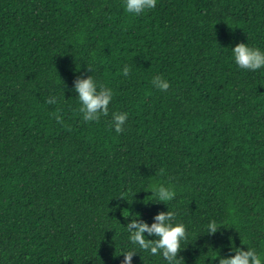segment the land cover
<instances>
[{"label": "trees", "instance_id": "obj_1", "mask_svg": "<svg viewBox=\"0 0 264 264\" xmlns=\"http://www.w3.org/2000/svg\"><path fill=\"white\" fill-rule=\"evenodd\" d=\"M239 43L264 50V0H158L139 16L123 0H0V264H122L128 225L168 211L188 233L179 264L264 254V69L235 64ZM88 76L114 90L92 122L74 91ZM132 264L166 262L136 248Z\"/></svg>", "mask_w": 264, "mask_h": 264}, {"label": "clouds", "instance_id": "obj_2", "mask_svg": "<svg viewBox=\"0 0 264 264\" xmlns=\"http://www.w3.org/2000/svg\"><path fill=\"white\" fill-rule=\"evenodd\" d=\"M158 0H123L125 11L133 16L145 14L154 9ZM232 58L235 64L245 70L257 71L264 69V50L258 47H250L247 43H239L232 47ZM123 75H129V68L122 69ZM152 85L156 89L166 92L170 87V81L159 75L152 79ZM99 89V91H98ZM76 99L80 104L79 112L85 122L98 121L101 116L109 115V105L113 101L114 90L93 76L78 78L74 82ZM57 102V97L47 99L48 104ZM99 110V111H98ZM61 119L57 116V120ZM128 120L127 112L112 113V127L116 133L124 132V125ZM156 197L161 202L172 200L175 191L171 186L159 185L154 190ZM176 215L173 211L161 212L154 217V223L133 221L128 225L129 240L134 246L128 252H122L124 259L122 264H132V255L136 248L145 250L152 256L161 257L166 264H179L178 253L182 250V242L188 236L184 223H172ZM218 225L215 221H209L207 230L209 234L216 233ZM144 233L155 236L154 241L145 238ZM231 254L227 257H219V264H264V254L255 248L230 247Z\"/></svg>", "mask_w": 264, "mask_h": 264}]
</instances>
